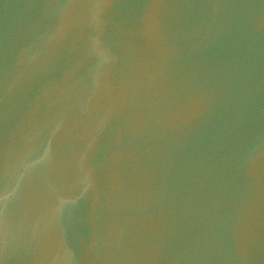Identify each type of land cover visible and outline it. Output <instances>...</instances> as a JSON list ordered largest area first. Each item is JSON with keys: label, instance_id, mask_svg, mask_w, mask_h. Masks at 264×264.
<instances>
[{"label": "water", "instance_id": "water-1", "mask_svg": "<svg viewBox=\"0 0 264 264\" xmlns=\"http://www.w3.org/2000/svg\"><path fill=\"white\" fill-rule=\"evenodd\" d=\"M0 264H264V0H0Z\"/></svg>", "mask_w": 264, "mask_h": 264}]
</instances>
